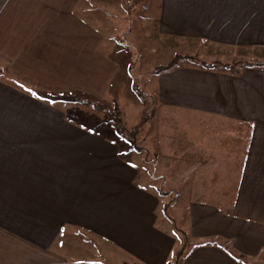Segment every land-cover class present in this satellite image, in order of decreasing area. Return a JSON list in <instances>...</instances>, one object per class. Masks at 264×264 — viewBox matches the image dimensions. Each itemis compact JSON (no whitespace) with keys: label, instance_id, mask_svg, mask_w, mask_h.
Here are the masks:
<instances>
[{"label":"crops","instance_id":"crops-1","mask_svg":"<svg viewBox=\"0 0 264 264\" xmlns=\"http://www.w3.org/2000/svg\"><path fill=\"white\" fill-rule=\"evenodd\" d=\"M77 1L0 0L3 71L19 86L105 104L121 67L101 51L103 33L75 13ZM159 9L160 31L193 54L264 53V0H162ZM155 94L163 105L253 125L247 154L236 155L245 160L236 189L212 172L226 186L223 202L203 197V163L183 158L188 149H150L153 164L142 170L106 119L67 124L44 113L54 101L0 80V264H168L184 245L180 264H264V67L232 74L184 64L158 74ZM83 152L97 160L84 170L54 156ZM109 182L124 186L101 192ZM101 206L116 218L107 222Z\"/></svg>","mask_w":264,"mask_h":264},{"label":"rangeland","instance_id":"rangeland-1","mask_svg":"<svg viewBox=\"0 0 264 264\" xmlns=\"http://www.w3.org/2000/svg\"><path fill=\"white\" fill-rule=\"evenodd\" d=\"M161 2L162 0H123L118 5H115L108 3L106 0H78L74 9L75 13L91 22L93 26L103 33L104 38L100 49L109 58L118 62L121 72L113 89L109 92L110 99L108 103H103L107 107L106 110L99 112V109L94 108L90 104L82 106L76 101H57L46 102L45 105H49L51 109L45 106L46 110L44 113L50 112L51 114L49 115L52 116L61 115L66 117L67 124L77 126L82 124L86 127L89 125L92 115L99 116L106 119V125L112 126L114 131V124L109 121L108 112L118 104L128 133L135 130L136 126L142 122L141 128H138L137 133H134L133 141L129 138L128 140L119 138L117 133H115L117 135L115 139L118 140L117 138H119L122 141L124 156H127V158L136 157L138 161L135 160L134 162L139 165L141 162L145 164L141 167L143 170L147 163L153 164V151L150 149L170 145H179L185 152L188 149L189 154H183V158L190 157L203 163V177L199 179V181L203 182L205 194L203 197L218 200L221 203L225 200L223 190L226 186L223 187L219 184L220 175L219 180H217V174L215 175L212 172L220 170L223 177L225 176L223 182L227 181L229 184L228 188H233V191L236 189L241 175V164L245 160L240 159L239 161V156H237L238 158L236 157L237 153L231 147L234 145V141L230 140V127L240 124L231 123L230 121L193 110L177 109L158 103L155 94L158 75L154 73V68L168 63L176 54H193L191 50L183 49L181 47L182 44L180 46L173 38L164 35L160 31L158 21ZM199 45L204 50H212L210 43L200 42ZM203 53V55L193 54L196 56V61L192 62L193 64L191 65H200V61L213 62L220 60L226 63H235L247 60L245 58H248L249 61L264 60V57H262L264 53H254L256 57L260 56L261 59L246 56L248 53H243L244 57L241 56V59H238V54L230 56L220 52L205 51ZM252 56L254 55L252 54ZM4 67L5 62L0 58V80L5 81L12 88L21 89L27 94L28 98L37 96L32 87L23 84L19 86L15 80L3 71ZM134 84H137L148 94L147 102L141 101L134 90ZM86 99L99 101L93 98ZM31 109L28 106V111ZM38 110H41V108L39 107ZM57 116L55 118H58ZM57 125H60L59 119ZM240 126L245 128L244 125ZM108 134L111 135L109 132ZM251 139L242 142L236 150L243 151L245 145L249 146ZM100 145L96 149L101 151L113 150L103 143H100ZM137 147H140L143 151L138 153ZM84 152L81 155L56 154L54 156L60 162H65L70 157L71 161L69 163L75 169L84 170L97 161ZM51 156L54 158L53 155ZM175 156L181 157V154ZM44 157L47 158V155H44ZM210 175L212 180L215 179L218 182L217 185L209 183L208 176ZM183 184L182 181H179L176 184L164 186L162 180L156 182V185L160 187L171 188L174 190L172 191L173 193H178L180 189H183ZM123 186L124 183L109 182L105 188H100V191L102 192L106 189L107 192L115 193ZM186 194L187 192L183 193V199ZM117 195L112 194L109 196V201L114 200ZM215 203L217 204V201ZM173 204L174 202H172ZM110 205L112 206L113 202ZM99 210L107 214V218H105L107 222L111 220L109 215L116 218L115 214L105 207L101 206ZM94 225V223L90 222L88 227H93ZM176 227L179 228V225L176 224ZM196 245L194 244V246ZM183 247L185 249V245ZM174 259L175 255L172 257V260Z\"/></svg>","mask_w":264,"mask_h":264},{"label":"trees","instance_id":"trees-1","mask_svg":"<svg viewBox=\"0 0 264 264\" xmlns=\"http://www.w3.org/2000/svg\"><path fill=\"white\" fill-rule=\"evenodd\" d=\"M196 56L192 54H176L171 58V60L164 64L160 65L154 68V73L155 74H161L165 72H169L181 65H184L185 63H190L193 64L192 62L196 61ZM201 67L211 69V70H218V71H226L230 72L232 74H240V70L244 69L245 67H264V60L262 61H249V60H243V61H238L235 63H226L220 60H216L213 62H205V61H200ZM224 67V68H222ZM231 67V68H230ZM135 92L139 95V98L141 99L142 102H147L148 100V94L144 92L137 84L133 85ZM35 93L37 96H39L42 99H47L50 101H76L80 104H85V105H92L94 108L99 109V110H106V106L101 103L100 101H95L92 99H86L84 97L74 95V94H66V93H49L45 91H40L35 89ZM114 109L109 110L108 116L110 117V120L114 124L115 131L119 134V136L123 139L128 138L133 141L134 139V133H137L138 128H141L142 122H140L135 130L131 132H127L126 126L124 124L123 116L121 115L119 105H115ZM244 130V131H242ZM253 133V125L248 123L245 128H242V126L238 125L237 127L231 126L230 127V140L234 141V145H232V148H234V151L237 152V155L239 156H245L248 151V145H245V148H243V151L241 150H236L239 145L242 142H245L246 140L249 141L251 139ZM135 144V143H134ZM136 145V144H135ZM247 148V149H246ZM137 149L140 150V147H137ZM246 149V150H245ZM242 152V153H239ZM244 158V157H243ZM184 247H180L175 253V259L170 261L168 264H180L181 257L184 254Z\"/></svg>","mask_w":264,"mask_h":264}]
</instances>
